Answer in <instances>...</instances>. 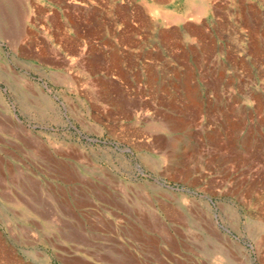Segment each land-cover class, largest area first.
Instances as JSON below:
<instances>
[{
    "label": "rangeland",
    "instance_id": "1",
    "mask_svg": "<svg viewBox=\"0 0 264 264\" xmlns=\"http://www.w3.org/2000/svg\"><path fill=\"white\" fill-rule=\"evenodd\" d=\"M192 1L0 0V264H264V0Z\"/></svg>",
    "mask_w": 264,
    "mask_h": 264
},
{
    "label": "crops",
    "instance_id": "2",
    "mask_svg": "<svg viewBox=\"0 0 264 264\" xmlns=\"http://www.w3.org/2000/svg\"><path fill=\"white\" fill-rule=\"evenodd\" d=\"M193 1H196L197 5H198V11H202L203 8H201L199 1L198 0H193ZM199 8H201V9H199ZM66 16L62 14L61 20L67 21L69 18H68V16L67 17ZM63 35H64V33L62 32V36ZM78 35H79V33H78L77 29L72 28L69 30L67 36L73 37V36H78ZM4 172H5V166H4V161L2 159V160H0V196H2V198H4L3 195L5 193V179H4L5 173ZM70 232L72 233V235H69L66 240H87L84 228L81 227L79 224L71 226ZM78 245H84V243H80ZM135 260H136L135 257L130 258L128 255L120 253L119 255H117V254L112 255L110 258L109 257L103 258V259L99 260V262L100 261L103 262L102 264H137ZM72 261H73L72 264H88V262H85V260H82V259L72 260Z\"/></svg>",
    "mask_w": 264,
    "mask_h": 264
},
{
    "label": "bare ground",
    "instance_id": "3",
    "mask_svg": "<svg viewBox=\"0 0 264 264\" xmlns=\"http://www.w3.org/2000/svg\"><path fill=\"white\" fill-rule=\"evenodd\" d=\"M203 2H204V0H200V1H199V4L201 5V8H203V5H202ZM204 3H205V2H204ZM192 4H193V5L195 4L196 6H198L197 3H196V1H192ZM201 8H199V9H201Z\"/></svg>",
    "mask_w": 264,
    "mask_h": 264
}]
</instances>
